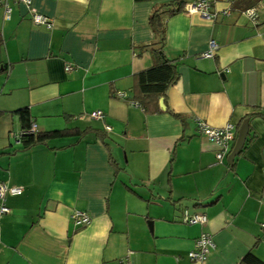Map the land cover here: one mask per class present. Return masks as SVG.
<instances>
[{
    "label": "crops",
    "instance_id": "crops-1",
    "mask_svg": "<svg viewBox=\"0 0 264 264\" xmlns=\"http://www.w3.org/2000/svg\"><path fill=\"white\" fill-rule=\"evenodd\" d=\"M209 1L212 21L173 0H7L8 18L0 6V182L22 188L5 196L0 264L264 262V0ZM209 40L218 49L202 58ZM162 62L175 83L140 99L137 75ZM20 109L40 133L87 131L23 148ZM244 119L233 164L234 140L217 161L196 121L230 123L236 136ZM183 209L207 222L183 224ZM73 211L89 222L74 225ZM202 232L214 247L192 262Z\"/></svg>",
    "mask_w": 264,
    "mask_h": 264
},
{
    "label": "built area",
    "instance_id": "built-area-1",
    "mask_svg": "<svg viewBox=\"0 0 264 264\" xmlns=\"http://www.w3.org/2000/svg\"><path fill=\"white\" fill-rule=\"evenodd\" d=\"M25 4L27 7L30 6L31 0H15ZM0 6L3 8L4 15L8 18L10 8L7 4V0H0ZM186 13H195L203 20L212 21L216 17V13L211 11V2L209 0H195L191 3H187L183 6V10ZM229 11L227 9L221 11V14L227 15ZM252 22H255L257 14L254 9H247L243 12ZM31 18L34 24L44 25L46 28H50L49 19L41 14H38L34 11H31ZM218 45L214 40H209L207 50L201 53L199 56L202 58H212L214 53L217 51ZM72 66H65L64 70L70 72ZM122 96V94H119ZM89 118L95 120H102L103 113L101 111H93L88 115ZM82 118V116H80ZM196 126L200 134H202L207 141L215 144L218 147L216 153L217 161H220L224 153L229 149L231 142L235 138V127L234 125L227 123L222 127H211L202 120L196 121ZM106 130H109L108 126L104 127ZM36 125L34 123L30 124V127L26 131H21L17 138L19 139L23 134L36 133ZM22 191V188L19 186H8L3 182H0V218L9 212L8 207L5 205V196L6 195H19ZM70 218L74 225H83L89 222V217L84 212L73 211L70 215ZM181 222L185 225H204L207 222V217L204 214L200 213H190L187 209H183L181 212ZM264 228V222L260 225ZM214 247L211 236L208 233L202 232L194 241L193 248L187 253V257L192 262H201L205 260L207 254ZM122 264H132L129 261L124 260Z\"/></svg>",
    "mask_w": 264,
    "mask_h": 264
},
{
    "label": "trees",
    "instance_id": "trees-1",
    "mask_svg": "<svg viewBox=\"0 0 264 264\" xmlns=\"http://www.w3.org/2000/svg\"><path fill=\"white\" fill-rule=\"evenodd\" d=\"M173 1L176 7L174 10L178 9L180 6V9L178 10L182 11L184 5H182L181 0ZM150 23L156 31H161V23L156 14L150 18ZM176 79L177 75L174 67L169 62H162L160 64L154 65L150 69L137 75V92L140 96L139 98H152L156 100L157 98L164 96L167 88L175 83ZM16 113L21 122V131H26L31 124L28 110L20 109L16 111ZM86 131H79L77 129H63L41 133L36 132L34 134L26 133L19 138V142L22 144L23 148H28L37 144H43L49 139L62 138L72 134L83 135ZM238 264H264V262L258 260L253 254L248 253Z\"/></svg>",
    "mask_w": 264,
    "mask_h": 264
},
{
    "label": "water",
    "instance_id": "water-1",
    "mask_svg": "<svg viewBox=\"0 0 264 264\" xmlns=\"http://www.w3.org/2000/svg\"><path fill=\"white\" fill-rule=\"evenodd\" d=\"M159 107H160V109H164V106L162 104V99L159 102ZM248 130H249L248 119H244L242 121V123L240 124L237 132H236V136H235L233 145H232L231 150L229 151V153L226 157V161H227L229 166H231L233 164L234 157L242 149L244 142H245V138H246L247 133H248Z\"/></svg>",
    "mask_w": 264,
    "mask_h": 264
}]
</instances>
